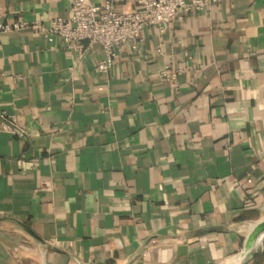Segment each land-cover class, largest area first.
Here are the masks:
<instances>
[{"label":"crops","instance_id":"0c3cea01","mask_svg":"<svg viewBox=\"0 0 264 264\" xmlns=\"http://www.w3.org/2000/svg\"><path fill=\"white\" fill-rule=\"evenodd\" d=\"M69 9L0 0L23 24L0 30V264L234 263L264 217V0L149 26L106 73L33 27Z\"/></svg>","mask_w":264,"mask_h":264},{"label":"built area","instance_id":"2783aa9c","mask_svg":"<svg viewBox=\"0 0 264 264\" xmlns=\"http://www.w3.org/2000/svg\"><path fill=\"white\" fill-rule=\"evenodd\" d=\"M70 9L65 17H56L46 22L35 21L33 27L52 41L58 36L64 46L73 48L79 54L83 50V40L89 45L99 44L102 51L97 70L106 73L112 66L122 45L130 44L138 49L142 32L149 26H157L165 31L172 20H183L189 12L204 11L216 0H136L131 10H118L120 0H104L97 4L91 0H69ZM22 23H0V30L18 29ZM179 70V69H178ZM166 80L175 79L177 70L164 65L158 72ZM2 116V127L20 136L25 129L12 119Z\"/></svg>","mask_w":264,"mask_h":264},{"label":"water","instance_id":"95a60500","mask_svg":"<svg viewBox=\"0 0 264 264\" xmlns=\"http://www.w3.org/2000/svg\"><path fill=\"white\" fill-rule=\"evenodd\" d=\"M19 225L33 238L44 242V240L25 222L18 221ZM264 217L252 223L246 233L243 247L235 256V262L232 264H249L257 257L263 248L258 246L264 242ZM263 240V241H261ZM260 241V242H259Z\"/></svg>","mask_w":264,"mask_h":264},{"label":"rangeland","instance_id":"374dc122","mask_svg":"<svg viewBox=\"0 0 264 264\" xmlns=\"http://www.w3.org/2000/svg\"><path fill=\"white\" fill-rule=\"evenodd\" d=\"M261 247L263 248L261 253L249 264H264V242L258 246L259 249Z\"/></svg>","mask_w":264,"mask_h":264},{"label":"bare ground","instance_id":"6f19581e","mask_svg":"<svg viewBox=\"0 0 264 264\" xmlns=\"http://www.w3.org/2000/svg\"><path fill=\"white\" fill-rule=\"evenodd\" d=\"M264 239V238H263ZM261 241H263V240H261ZM260 242V241H259Z\"/></svg>","mask_w":264,"mask_h":264}]
</instances>
